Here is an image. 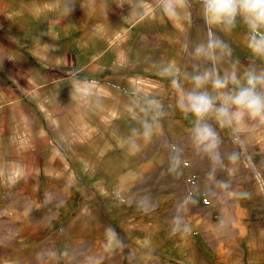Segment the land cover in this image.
I'll use <instances>...</instances> for the list:
<instances>
[{
    "label": "crops",
    "instance_id": "obj_1",
    "mask_svg": "<svg viewBox=\"0 0 264 264\" xmlns=\"http://www.w3.org/2000/svg\"><path fill=\"white\" fill-rule=\"evenodd\" d=\"M66 3L0 0V264H264V225H237L209 251L182 232L177 246L169 233L114 211L96 180L99 157L80 144L96 127L121 142L158 140L160 127L191 129L193 117L160 73L174 61L190 89L188 77L211 66L191 55L207 43L199 0H188L180 19L162 17L157 0H74L69 15ZM212 31L232 50L221 74L235 65L243 82L245 72L264 71L239 18L231 32Z\"/></svg>",
    "mask_w": 264,
    "mask_h": 264
},
{
    "label": "rangeland",
    "instance_id": "obj_2",
    "mask_svg": "<svg viewBox=\"0 0 264 264\" xmlns=\"http://www.w3.org/2000/svg\"><path fill=\"white\" fill-rule=\"evenodd\" d=\"M204 122L221 138L222 164H214L194 146V123L186 132L178 126L173 133L169 127H160L158 140L136 141L139 147L134 151L127 146L131 141L121 142L115 132L104 135L99 127L94 135L85 134L89 142L80 144L91 147V152L99 157L97 167L101 168L97 169L104 171L96 173V180L104 184V192L115 203L114 211L133 216L142 228L151 226L153 230L169 233L177 246L179 241L175 236L181 232L172 228L179 217L180 227L190 225L182 240L202 242L212 251L234 235L237 225L246 229L248 225H264V125L254 127V121L246 120L239 126V136L244 141L241 148L231 130L219 126L214 114ZM234 151L242 153L235 164L228 158ZM174 158L179 164L172 167ZM230 169L234 170L233 174ZM240 192L251 195L241 198L236 195ZM142 198L151 201V210L145 212L136 207ZM239 214L244 222L238 221ZM222 221L227 225L224 228L220 226Z\"/></svg>",
    "mask_w": 264,
    "mask_h": 264
},
{
    "label": "clouds",
    "instance_id": "obj_3",
    "mask_svg": "<svg viewBox=\"0 0 264 264\" xmlns=\"http://www.w3.org/2000/svg\"><path fill=\"white\" fill-rule=\"evenodd\" d=\"M200 15L208 26L207 43L197 45L191 55L203 57L210 62V67L203 72L188 77L192 84L190 89H185L180 79V69L175 62H169L161 71L162 76L170 78L171 86L179 93L177 97V108L186 116L193 117L194 126L192 129V140L194 146L207 154L211 161L222 164L219 153L221 138L216 130L208 123L206 117L214 114L221 128L231 130V135L235 137L241 148L244 141L240 139V127L246 120L255 122L254 127L264 125V71L260 73L252 71L245 72V80L241 82L237 76L235 65L231 71L221 70L218 64L225 56L231 55V47L223 40L219 39L212 31L213 26H220L224 32H231L237 24L238 18L247 26L251 36L248 47L254 56L264 57V0H199ZM74 0H68L65 4V12L69 15L72 12ZM157 8L162 17L169 19H180L184 10L188 6V0H157ZM215 91V95L210 94L208 86ZM232 85L231 88L229 86ZM151 104L163 115V105L160 101L152 99ZM143 136L151 139L153 135L152 124L143 122ZM133 129V132H136ZM130 150H137L139 145L136 141L127 144ZM240 151H234L229 155V161L235 164L241 158ZM175 160L172 167L178 166L179 161ZM233 174L234 170H229ZM227 187V185H224ZM241 198L250 197L248 192L236 194ZM124 203L123 200H121ZM139 210L149 211L152 209L151 201L142 198L136 205ZM221 228L226 227L224 221ZM174 232L187 234L190 225L184 224L180 227V218H175L172 228ZM113 241L119 243L116 234L109 229Z\"/></svg>",
    "mask_w": 264,
    "mask_h": 264
}]
</instances>
